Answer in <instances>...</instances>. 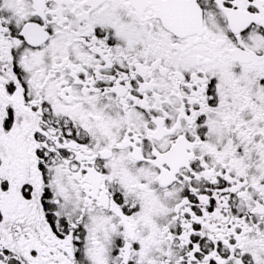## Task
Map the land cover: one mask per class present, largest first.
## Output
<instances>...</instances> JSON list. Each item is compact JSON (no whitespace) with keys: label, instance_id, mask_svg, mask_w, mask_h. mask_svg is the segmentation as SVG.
Masks as SVG:
<instances>
[{"label":"snow or ice","instance_id":"1","mask_svg":"<svg viewBox=\"0 0 264 264\" xmlns=\"http://www.w3.org/2000/svg\"><path fill=\"white\" fill-rule=\"evenodd\" d=\"M0 264H264V0H0Z\"/></svg>","mask_w":264,"mask_h":264}]
</instances>
